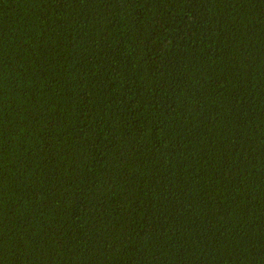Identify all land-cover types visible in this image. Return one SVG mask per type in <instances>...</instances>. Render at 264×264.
Here are the masks:
<instances>
[{
	"label": "trees",
	"instance_id": "16d2710c",
	"mask_svg": "<svg viewBox=\"0 0 264 264\" xmlns=\"http://www.w3.org/2000/svg\"><path fill=\"white\" fill-rule=\"evenodd\" d=\"M0 264H264V0H0Z\"/></svg>",
	"mask_w": 264,
	"mask_h": 264
}]
</instances>
